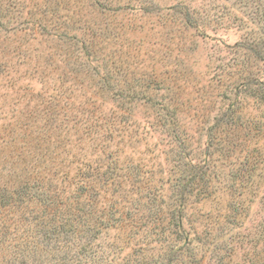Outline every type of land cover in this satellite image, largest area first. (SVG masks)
<instances>
[{
    "label": "rangeland",
    "instance_id": "1",
    "mask_svg": "<svg viewBox=\"0 0 264 264\" xmlns=\"http://www.w3.org/2000/svg\"><path fill=\"white\" fill-rule=\"evenodd\" d=\"M109 139L113 190L88 170ZM194 168L205 183L183 190ZM35 178L153 211L98 240L126 249L115 264H264V0H0V187ZM180 210L192 253L169 251ZM59 240L23 253L0 235V264H98Z\"/></svg>",
    "mask_w": 264,
    "mask_h": 264
},
{
    "label": "trees",
    "instance_id": "2",
    "mask_svg": "<svg viewBox=\"0 0 264 264\" xmlns=\"http://www.w3.org/2000/svg\"><path fill=\"white\" fill-rule=\"evenodd\" d=\"M170 117L168 118L167 116V119L171 120ZM98 119L100 120L101 127L105 126L108 122V127L111 128L106 114L101 113ZM218 131L217 124L207 134V150L214 146L213 141L215 139L218 142L216 138V132ZM107 133L112 134L113 132L109 130ZM170 133L176 137L173 130ZM112 139H109L107 144L98 148V152L103 156L104 161L100 160L99 163L97 158L94 167H88L89 171H94V174L90 176L93 179H98V172L102 170V182L106 183L110 190L115 189V184L119 185L120 181H118V178L121 177L117 176V172L119 171L117 164L122 162L119 159L124 157L123 150H115V146L113 143L111 144ZM218 143L220 144V142ZM105 161H107L106 164H104ZM210 162L211 160L208 157L207 163ZM194 170L190 177L184 180L182 185L180 184L183 190L188 188L193 189L201 185V183H205L204 174L206 173L202 172L201 169L194 168ZM50 179L53 183L55 182L54 187H56L58 179L51 177ZM29 181H19L17 186L13 184L8 190L3 186L0 187V190H3V193L0 194V209H7L5 212H0V235L3 237L4 242H13L14 247L23 246V253L31 247H36L37 242L46 247L49 246L50 241L52 243L60 242L59 237L61 236L65 239V242L62 243L63 246L66 247L67 245V248L75 249L78 256H90L98 264H115L119 259L124 260L126 255H120L125 253L126 249L121 248V245L117 241L115 242L118 244L115 245L114 241L111 244H102L98 240L102 239L103 235V239H105L111 230H118L126 235H131V231H134L136 234L138 232L135 230L140 228L129 222L124 223V220H131V218L136 216L144 220H150L154 217L151 209L154 199L150 196L146 197L148 201L147 204H144L145 207H149L152 211L148 216L131 215L129 213L123 216L122 212L115 206L116 204H107L108 202L106 201L108 199L105 193L107 189L102 190V187H99V191H96V196L99 197V203L97 201L98 205L92 206L85 203V199L91 196V191L95 188L92 185L88 187L87 184L83 183V180L75 179L73 180L74 182L67 183L60 190L56 188L48 190V185L45 189L42 180H39V178H35L33 182ZM176 181L177 183L174 186L179 187V182L178 180ZM63 189L65 190L62 191ZM153 197L155 198V196ZM181 198L185 200L183 197ZM35 204L41 208L32 210ZM180 214V216L174 218L176 232L172 233L174 245L169 251L173 252L176 250L179 254L192 253L194 248H191L190 245L193 239L190 238V235L183 228L182 220L184 216L181 210ZM155 222L156 220L152 219V223ZM149 223L151 222L149 221ZM79 225L81 226L78 228ZM10 235L12 236L11 238ZM33 236L39 238L34 239L35 237ZM70 242H74V244H66ZM91 255H94V257ZM77 259L80 261L79 258ZM165 264H174V260L167 257Z\"/></svg>",
    "mask_w": 264,
    "mask_h": 264
}]
</instances>
